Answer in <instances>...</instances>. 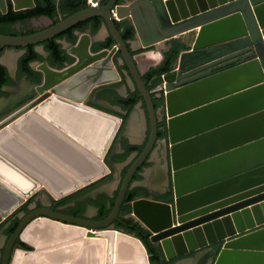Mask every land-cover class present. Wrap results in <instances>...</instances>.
Returning <instances> with one entry per match:
<instances>
[{
    "label": "water",
    "instance_id": "1",
    "mask_svg": "<svg viewBox=\"0 0 264 264\" xmlns=\"http://www.w3.org/2000/svg\"><path fill=\"white\" fill-rule=\"evenodd\" d=\"M103 1L88 0L86 9L36 33H0L1 48H26L102 17L115 42L94 51L90 31H77V41L65 48L73 60L62 68L47 60L32 63L40 81L0 110V226L32 200L65 198L112 173L108 155L123 119L88 104L100 86L129 77L143 98L137 106L145 103L147 143L132 156L109 216L34 210L11 236L2 264H137L120 251L118 236L138 241L152 264L143 241L115 221L127 226L120 218L127 192L161 143L172 197L137 198L131 213L141 227L136 230L144 237L142 228L148 231L151 247L168 260L197 253L205 264H264V0ZM10 4L21 11L36 0H0V13ZM117 21L134 26L131 47ZM171 40L188 50L164 76L165 103L157 110L134 52ZM230 61L235 65L221 69ZM32 224L74 235L52 240L46 230L30 241L24 234ZM18 239L32 249L14 248Z\"/></svg>",
    "mask_w": 264,
    "mask_h": 264
},
{
    "label": "trees",
    "instance_id": "2",
    "mask_svg": "<svg viewBox=\"0 0 264 264\" xmlns=\"http://www.w3.org/2000/svg\"><path fill=\"white\" fill-rule=\"evenodd\" d=\"M122 1L124 0H120V2ZM107 3L108 0L102 2V4ZM87 7L88 0H36V6L34 8L21 11H14L12 5L10 4V9L6 14L0 13V33L8 35H29L32 33H36L57 24L61 20L62 16H71L86 9ZM34 22H40L41 25L33 26ZM103 22L104 19L102 17H94L85 22H81L70 30L56 36L53 39L45 41L42 44L28 46L26 48H16V50L24 51V54L18 61V71L16 76L17 79L26 77L28 80L34 83H38L40 81V75L31 66L34 62L47 60L53 67L65 66L67 62H71L73 59L66 53V50L63 48L60 41L67 40L69 43H75L78 38L76 35L77 31H87L90 29L93 33H96L102 27ZM117 26L121 31L123 39L128 43V46L131 47V41L134 40L136 34L134 26L122 21H117ZM113 44L114 39L113 37H111L102 46L108 47ZM38 46H43L48 53V56H44L39 53L36 49ZM6 49L7 48L0 47V59ZM95 49H97V46H95ZM184 50H188V48H186L179 42H174L171 49L164 52V58L161 63L158 66L151 67L146 73L143 74V78L145 81H147L149 90L153 92L154 104L157 110L164 105L165 100L164 98H157L154 90H156V88L163 83L164 76H166L173 70L174 64L180 57L181 52ZM136 53L138 52H134V54ZM14 84L15 80L10 76L9 70L0 62V98L7 97L9 95L8 92L4 90V87ZM112 100L129 110V114L123 117L122 127L118 134L119 139L127 127L130 113L134 110L139 102L143 101V98L140 96L139 91L135 89L134 91L130 92L127 97H115V99ZM143 105L145 108V103H143ZM166 135V125L164 122H161L159 128V139L166 137ZM146 142L142 145H132L127 139H123L125 152L122 155L118 156L117 159L119 161H124L134 152H138L140 154L143 151ZM112 151L113 149L110 151V153ZM149 165V162H145V164L135 174L134 181L141 179V175L139 173L142 171L143 167ZM130 166L131 164L124 170L123 176L126 175ZM93 185L95 184H92L91 186ZM83 189L65 198H62L60 200V203L66 204L69 201L75 199L77 195L81 194L82 191H85V188ZM143 193L144 190L140 187L130 188L128 190L125 202L121 210L122 217H125L126 215L132 213V203ZM117 195L118 192L116 193L115 198L111 199L109 204L107 203V201L109 200L108 197H103L99 200L92 201L94 205L100 208V213L96 218L97 220H102L111 213V210L115 205ZM84 212L85 206H81L75 211L74 214L78 217H81L83 216ZM124 221L128 222L129 224H137L133 219L129 218H124ZM5 225L6 222L0 226V229ZM17 225L18 220L12 223L8 227L6 232L11 233L15 230ZM127 231L136 234L143 241L148 250V253L150 254V261L152 264H176V262L180 259L177 258L174 260H168L162 250L151 247L149 240L145 237H142V235H140L134 229L127 228ZM23 246L25 249H32L26 244H23Z\"/></svg>",
    "mask_w": 264,
    "mask_h": 264
},
{
    "label": "crops",
    "instance_id": "3",
    "mask_svg": "<svg viewBox=\"0 0 264 264\" xmlns=\"http://www.w3.org/2000/svg\"><path fill=\"white\" fill-rule=\"evenodd\" d=\"M88 31H90V33L92 35V38L94 41V46H97V49H94V51H97V50H100L101 48H104V46H102V45L104 43H106V41L108 39H110L112 37L110 31L106 27H101L99 29V31H97L96 33H93L90 29ZM61 41H64L65 44L61 43ZM61 41H60V43L62 44L64 49L70 47L71 43L66 42L67 40H61ZM174 42H176V41L171 40V41H168L167 43H165L164 45H162L158 48L155 46H152V47H149L147 49H141L142 51H138V53L135 54L136 62L138 64L139 68L142 70L143 74L146 73L151 67L158 66L161 63V61L164 58V52L169 51L171 49V47L173 46ZM15 50L16 49H7L2 55V60H3L2 64L5 67H7L8 70H11V68L9 66V57H12V55H14ZM44 50H45V48H44ZM162 51H163V53H162ZM184 51H186V50H184ZM184 51H182V52H184ZM23 54H24V51L21 50V52H19V54L17 55V60L15 62V68H14L15 73L17 72V69H18V61ZM46 56H48L47 52H46ZM180 56H181V54H180ZM179 63H180V57L178 58V60L174 64V66L177 67L179 65ZM55 67H57V66H55ZM62 67H64V66H62ZM62 67H58V68H62ZM23 83H24V85L22 87L20 85V86L8 87L6 89V91L8 92L9 95L7 97H2L0 99V110L3 107H5L6 104H8L11 100L23 96L24 94H26L27 92H29L32 89V82L30 80H27L26 77H23ZM17 87H19V88H17ZM134 90L135 89H134L133 84L130 81L129 77L127 75H122V78L120 81H118L116 83L100 86L98 88V91L96 92V96L93 97L92 99H89L88 104L93 106V107H96L98 109H101L103 111L114 113L115 115H118L119 117H121L123 119V117L125 115L129 114V110L122 107L121 105H119L118 103H116L112 99H115V97H127L129 95V93L134 91ZM136 118H138L139 120L142 121V122L141 121L139 122L140 123L139 125L141 128L140 130H144L143 140L140 142H132L129 140L128 137L127 138L123 137V138L127 139L129 141V143L132 145H142L147 141L148 134H149L148 117H147V113L145 111L144 105H139L136 108H134V110L130 113V117H129L127 126H130V128H132ZM133 129H136V128L133 127ZM137 131H138V129H137ZM112 149H113V151L111 153L109 152V155H108V163H109L110 167L112 168V170L113 171L118 170V172H119V171H123L127 167H129V165L133 162L132 159L127 158L126 159L127 161L126 160L119 161L117 159L118 156L122 155L125 152V149L123 146V140H121L120 138L119 139L117 138ZM162 150H163V145L160 144L158 149L156 150V152L154 153V155L152 157V162L155 163L154 167L158 166L159 163H161V164H159V166H162L163 161L165 162V160L163 158ZM99 182H101V181L99 180V181L95 182V184L99 183ZM118 183L119 182H115L113 184V190L117 187ZM92 184H94V183H92ZM88 186H90V185H88ZM108 188L110 189V186ZM111 189H112V187H111ZM111 194H113V191H111ZM155 200L162 201L160 198H155ZM190 259L192 260L191 264H205V262H206V257L203 255H202V257L200 255H197L196 257H193ZM191 260H189V261L191 262Z\"/></svg>",
    "mask_w": 264,
    "mask_h": 264
},
{
    "label": "flooded vegetation",
    "instance_id": "4",
    "mask_svg": "<svg viewBox=\"0 0 264 264\" xmlns=\"http://www.w3.org/2000/svg\"><path fill=\"white\" fill-rule=\"evenodd\" d=\"M210 56L211 55H208V57H210ZM187 65H188V63H187ZM233 65H235V62L234 61H230V62L227 63V66L222 67L221 69H225V68L231 67ZM220 70H217V71H220ZM17 71H18V69H17ZM9 73H10V70H9ZM10 76H11V73H10ZM16 76H17V72H16ZM16 76H15V78H13L11 76L15 80V84L14 85L5 86L4 87L5 91H6V89L8 87L19 86L23 82V78L22 79H17ZM127 128H128V126L126 127L125 131L123 132L122 136L120 137L121 140L125 139L123 137L127 138V135H126L127 134ZM161 139H163V138H161ZM161 145H163V144L161 143ZM136 154L139 155L138 152H134L128 158L131 159L132 156L136 155ZM152 157H150V159H148V161H146V162H149L150 165L146 166V167H143L142 171L139 173L141 175V179L136 180V181H134V179H133L130 188L140 187V188H142L144 190V193L141 196H139L138 198H140V197H150V198H153V199L160 198L162 201L168 202V201H170V199L172 197V193L170 192L171 185L168 184V183L166 184V182L164 181L163 172L162 173L159 172V176H158L159 180H163V181H157L156 184L151 183V180H150V177H149V172H150L151 169H154V166H155V163L152 162ZM132 161H134V159ZM164 163L165 162L163 161V164ZM159 164H161V163H159ZM117 172H118V170L117 171L116 170H114V171L112 170V173L110 175H107V176H105L104 178H102L100 180L101 182L96 183V184L94 182L95 185L91 186L92 184H90V186H86L87 188L84 187L85 191H82V193L77 195V197L75 199L69 201L66 204H61L60 203L61 199L56 200V199L49 198L47 196V197H44V199H41V198L38 199L37 202L32 200L27 205H25V207L21 211H18L13 217H11L7 221H5L6 225L3 228L0 229V264L3 263V259H4V256H5V251H6L7 245L9 243V240H10L11 236L13 235L14 231L16 230L18 225L21 223V221L25 217H27L30 212H32L34 210H37V209H40V208H43V207H48V208H51V209L55 210L56 212H59V213H62V214L76 216L74 214L75 211L78 208H80L81 206H85V212L83 213V216H81V218H89V219H92V220H97L96 218H97V216L100 213V208L97 207L96 205H94L92 203V201L99 200L100 198H103V197H108L109 200L107 201V203L109 204L111 199L115 198L116 193L117 192L119 193L122 181H123V179L125 177V176H123L124 170L123 171H119V175L121 174L120 176H117ZM167 174H168V171H167ZM115 182H119V183L117 184V187L113 190V193L116 191V193H114V194H111V190L108 189V188H106L108 190H106L105 188H104V190H101V189L98 190L102 186L105 187L107 185V187H108L111 183H115ZM94 192H95V196H92ZM91 211H93L94 213L92 214ZM90 212H91V214H90ZM76 217H78V216H76ZM120 218H122L123 220H124V218L133 219L131 214L126 215L125 217H122L121 212H120ZM16 220H18V225L16 226L15 230L12 231L11 233H7L6 231H7L8 227L12 223H14ZM134 222L137 223L135 220H134ZM126 223H127V226H122L119 222L115 221V225L117 227H123L126 230H127V228H130V229H134L136 232H138L136 230V227L139 226L138 223L135 224V225L134 224H129L128 222H126ZM142 230H143L144 233L148 234V237L150 236L148 231L144 230L143 228H142ZM138 233L140 234V232H138ZM142 237H144V236H142ZM148 237H145V238L148 239ZM23 244L24 243L20 239H18L16 241V243H15L14 248L16 247V245H20V246H22L24 248ZM13 251H14V249H13ZM13 251H12V254H13ZM196 254L197 253L188 254V255L182 257L181 259H179L176 262V264L179 261H181V260L183 261V260H188L190 258L196 257Z\"/></svg>",
    "mask_w": 264,
    "mask_h": 264
},
{
    "label": "bare ground",
    "instance_id": "5",
    "mask_svg": "<svg viewBox=\"0 0 264 264\" xmlns=\"http://www.w3.org/2000/svg\"><path fill=\"white\" fill-rule=\"evenodd\" d=\"M138 118H136V120L134 121V124H136V123L138 124L141 121ZM159 172L160 173L163 172V176L165 178V176H166L165 168L163 166H159V164H158V166L154 167V169L150 170L149 176L151 178H154V180H156L158 178V176H159ZM43 226H44L45 230L38 229V228H40V226H38V224L37 225L32 224L25 231V234H24L25 238L30 240V241H34L37 232H42V231H46V230L47 231H46L45 234L52 235V238H49V239H52V240L53 239H57V238L58 239H62V237L68 236V234L74 235V233H73L74 231L71 230V229H63L62 230L61 228H59L56 225H48V224H43ZM41 227H42V225H41ZM65 230H68V231H65ZM117 243L119 244V247L121 246L120 251H124L126 249L127 251L126 252L124 251V252L126 254H129V256H131L132 260H134L137 264H147L146 256L144 254V250H143L142 246L140 245V243L138 241H136V240H134L132 238L127 239V238H123L122 236H118ZM91 248L92 247H86L84 251L90 253V250H93ZM132 252H134V254ZM87 254L88 253H86V255ZM26 260H28V259L25 258V261Z\"/></svg>",
    "mask_w": 264,
    "mask_h": 264
},
{
    "label": "rangeland",
    "instance_id": "6",
    "mask_svg": "<svg viewBox=\"0 0 264 264\" xmlns=\"http://www.w3.org/2000/svg\"><path fill=\"white\" fill-rule=\"evenodd\" d=\"M41 25V23L40 22H34L33 23V26H40ZM39 50L41 51V54L42 55H45L46 54V51L44 50V49H42V47H39ZM19 52H21V50H15L14 51V55H12V57H9V66H10V68H11V71L12 72H14L15 70H14V68H15V62H16V60H17V55L19 54ZM21 87L24 85V83L22 82L21 84ZM19 85V86H20ZM17 88H19V87H17ZM145 120V119H144ZM147 120V119H146ZM147 122V121H146ZM140 123H136V124H134L133 125V127H135L136 129H133V127L132 128H130V126H128V128H127V137L129 138V140L130 141H132V142H140V141H142L143 140V134H144V130H140L141 128H140V125H139ZM137 129H138V131H137ZM148 132V131H147ZM146 134V133H145ZM162 166L164 167V164H162ZM166 168V167H165ZM121 175V174H120ZM119 175V172H117V176H120ZM150 177V176H149ZM150 180H151V183H154V184H156V182L157 181H163V180H159V177L156 179V180H154V178H151L150 177ZM113 184L114 183H111L109 186H110V190L111 191H113ZM108 186V187H109ZM103 187V188H102ZM102 187H100L98 190H104V188L106 189V188H108L107 187V185L104 187V186H102ZM111 187H112V189H111ZM109 189V188H108ZM108 189H106V190H108ZM97 190V189H96ZM97 190V191H98ZM114 193H116V191L114 192ZM113 193V194H114ZM92 194V193H91ZM90 194V195H91ZM92 196H95V192L93 193V195ZM92 212V214L94 213L93 211H91ZM91 212H90V214H91ZM181 259V258H180ZM189 260H191V259H189ZM189 260H181V264H191L192 263V260H191V262L189 261ZM206 260H207V258H206ZM189 261V262H188ZM178 264V263H177Z\"/></svg>",
    "mask_w": 264,
    "mask_h": 264
},
{
    "label": "built area",
    "instance_id": "7",
    "mask_svg": "<svg viewBox=\"0 0 264 264\" xmlns=\"http://www.w3.org/2000/svg\"><path fill=\"white\" fill-rule=\"evenodd\" d=\"M264 38V37H263ZM162 86L161 85H159L157 88H156V90H154V93L156 94V97L157 98H162V92L160 91V88H161Z\"/></svg>",
    "mask_w": 264,
    "mask_h": 264
}]
</instances>
